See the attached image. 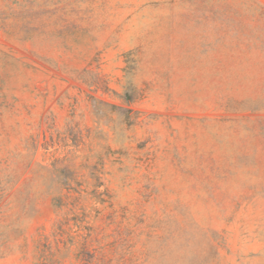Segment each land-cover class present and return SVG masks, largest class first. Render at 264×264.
Here are the masks:
<instances>
[{"label":"rangeland","instance_id":"obj_1","mask_svg":"<svg viewBox=\"0 0 264 264\" xmlns=\"http://www.w3.org/2000/svg\"><path fill=\"white\" fill-rule=\"evenodd\" d=\"M0 264H264V0H0Z\"/></svg>","mask_w":264,"mask_h":264}]
</instances>
